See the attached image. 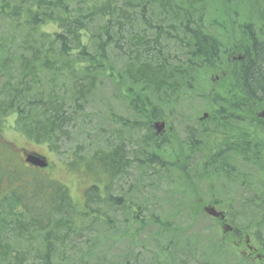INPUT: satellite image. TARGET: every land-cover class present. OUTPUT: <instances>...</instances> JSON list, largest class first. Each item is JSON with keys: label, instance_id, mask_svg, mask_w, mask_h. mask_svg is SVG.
Returning a JSON list of instances; mask_svg holds the SVG:
<instances>
[{"label": "trees", "instance_id": "obj_1", "mask_svg": "<svg viewBox=\"0 0 264 264\" xmlns=\"http://www.w3.org/2000/svg\"><path fill=\"white\" fill-rule=\"evenodd\" d=\"M201 105L212 130L193 122ZM262 110L264 0H0V133L13 118L95 179L77 203L1 138L0 264H248L231 242L249 234L264 253ZM209 182L233 233L191 229L217 222ZM182 186L199 213L171 197Z\"/></svg>", "mask_w": 264, "mask_h": 264}, {"label": "rangeland", "instance_id": "obj_2", "mask_svg": "<svg viewBox=\"0 0 264 264\" xmlns=\"http://www.w3.org/2000/svg\"><path fill=\"white\" fill-rule=\"evenodd\" d=\"M110 93H111V91L107 92V94H110ZM107 104H108V101H107ZM105 105H106V103H105ZM197 105H199V102L195 103V107H197ZM113 107H115V108L118 107L116 111L119 114L122 113L120 106H117L114 104ZM199 107H202V105ZM188 112L192 113V111H188ZM203 112H209L207 106L202 107L201 110H197V112L194 113L193 117H196V116L200 117ZM212 122L213 121L211 118L209 122L206 121L205 123H203V122H201V123H203L204 128L212 130L215 127ZM159 124H161V125L163 124V128L161 130H158V133L161 134L162 136L168 138V136L170 135V132L173 130L172 128H173L175 123H173L171 120H165L164 119V120H160L159 122L156 123V125H159ZM6 127H8V128L7 129L4 128V130L2 129V131L0 133V139L2 138V140L4 139L5 141H8L11 144V146L13 145V148H15L16 151L19 152V154H21V152L23 151V149L21 147H24L26 150L36 151L39 154L45 156L47 158L48 162L51 164V166L48 170L45 169L43 171L47 172L50 177H53V178H55L61 182L67 183L71 189L72 196L74 197V200L77 203H83L84 202V192L89 187L88 184L90 182L95 181L94 178H86L84 176H81V175H83V173H80V172L72 171L74 173H69L68 171H66L64 165L62 164V162L64 160L63 155H60V154L54 155L53 153H50L49 150L47 149V147L44 145H35L33 143L27 142L24 138H22L20 135H18L17 132L12 128V118H10L8 120V125ZM204 143H205V145L202 148V154L205 157L208 154L209 148L207 146L208 143L206 141H204ZM125 144H126V149L129 153L134 148V143H133V141H131V142H127ZM14 145H18L20 148L18 149ZM21 162H22V165L24 167L29 168V166L26 165V163L24 164L23 161H21ZM131 173H132V171L129 170L128 175H131ZM133 174L134 175L128 176L130 179L127 178L125 180L126 182H124L123 184L133 185L136 181V172L134 171ZM118 185H119V182H117L116 188H118ZM161 187L163 188L164 184H161ZM206 187H207V191H210V192H209V195H206L203 197L205 200H207V203L203 204V209L205 206L213 205V206H216L217 210L225 211V209H226L225 206L220 205V204H213L209 200V199H214V200H216V199L222 200L223 199V197L220 196V194H219V185L214 184L212 182H209L206 184ZM182 188H183L182 194H183V197L185 198V201L183 199H180L181 198L180 195L176 196L175 194L173 195L171 193V197L175 196L177 201L187 202L188 204H186V205L189 207V209H191L193 212L196 211L197 213H199L198 211H200V207L196 204V200H195V197L193 195V189L192 188H186L184 186H182ZM195 188H196V185H195ZM147 189H149V188H147ZM199 190L203 191V186L201 184L199 185ZM156 193H157V195L163 196V193H161L160 191L156 192ZM139 195H141V192L139 193ZM217 197H220V198H217ZM169 206L170 205H168V203H166L164 206H163V204H160V207H162V209H164V208L168 209V208H170ZM189 209H188V211H189ZM203 209H202V211H203ZM182 211H183L182 213L187 211V208L184 205V203H183V210ZM118 216L123 218V214L120 212H119ZM185 222H187V221H185ZM191 223H192L191 229H193V230H197L199 228H206L205 226H209V227L212 226L214 228H218L219 232L222 233V227L223 226L220 222H216V224H214L209 219H202V220L198 219L196 221H192ZM227 236H231V235H227ZM232 238L233 239H232L231 243H233V246L236 249L237 253L241 257H244V259L247 262H249L248 264H250V262L252 260H254L256 262L255 250H253V249L258 245H257V240L255 239V237L254 236L252 237L249 234H247V235L243 236V238H234V237H232ZM246 240H248L249 242ZM112 242L113 241H110V243H112ZM117 254H118V252H117ZM197 256L200 257V252L197 253ZM191 261L193 264H196L197 261L201 263L200 260L195 261L194 259H191Z\"/></svg>", "mask_w": 264, "mask_h": 264}, {"label": "water", "instance_id": "obj_3", "mask_svg": "<svg viewBox=\"0 0 264 264\" xmlns=\"http://www.w3.org/2000/svg\"><path fill=\"white\" fill-rule=\"evenodd\" d=\"M205 116H206V114L204 115V117ZM261 116H264V112L261 114ZM156 128H158V130H161L163 128V124L162 125L161 124L160 125H156ZM27 162L32 164V165L38 166L40 168H44V167L47 166V163H46L45 159H43V158H41L40 156H37V155H28ZM206 211H207V213L209 215H211L213 217H219L220 216V213L217 212L212 207L206 208Z\"/></svg>", "mask_w": 264, "mask_h": 264}, {"label": "flooded vegetation", "instance_id": "obj_4", "mask_svg": "<svg viewBox=\"0 0 264 264\" xmlns=\"http://www.w3.org/2000/svg\"><path fill=\"white\" fill-rule=\"evenodd\" d=\"M205 121H208V119H206ZM223 213L225 215H227L228 214V210L225 209V211ZM246 241H248V240H246ZM253 250H255L256 260H261L263 258V256H264V253L260 251L258 246H256Z\"/></svg>", "mask_w": 264, "mask_h": 264}]
</instances>
